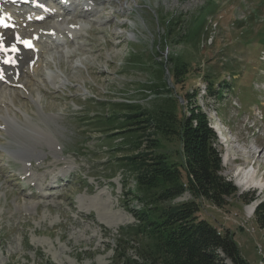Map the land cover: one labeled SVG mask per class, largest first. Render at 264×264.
<instances>
[{
  "label": "rangeland",
  "instance_id": "rangeland-1",
  "mask_svg": "<svg viewBox=\"0 0 264 264\" xmlns=\"http://www.w3.org/2000/svg\"><path fill=\"white\" fill-rule=\"evenodd\" d=\"M102 1L85 20L86 36L66 41L68 54L57 47L50 58L47 46L36 71L43 82L28 87L39 99L13 96L18 117L27 112L46 130L0 129V264H121L118 247L137 258L143 237L127 208L141 210L148 198L136 175L150 177L153 165L142 162L153 156L160 166L182 164L180 121L190 115L205 117L215 132L219 175L236 190L221 206L185 191L159 207L193 202L194 216L229 232L248 264H261L264 229L255 207L264 200V0ZM171 57L189 71L171 69ZM45 66L60 69L65 85L52 88ZM207 80L231 89L219 101L207 94ZM125 103L172 104L173 128L145 127L153 130L148 141L140 137L145 129L111 132L129 112ZM139 152L147 156L138 160ZM22 159L34 161L24 179ZM251 166L261 188L238 184Z\"/></svg>",
  "mask_w": 264,
  "mask_h": 264
},
{
  "label": "trees",
  "instance_id": "trees-1",
  "mask_svg": "<svg viewBox=\"0 0 264 264\" xmlns=\"http://www.w3.org/2000/svg\"><path fill=\"white\" fill-rule=\"evenodd\" d=\"M195 30L194 35L199 31L197 26ZM169 61L171 69L189 71L190 64L182 62L183 65L179 66L180 61L177 57H171ZM212 81L207 80V94L219 101L223 100L224 93L226 95L231 89L230 84L222 80L215 87ZM123 105L129 112L123 113L125 117L120 118L118 126L111 131L113 133L128 132L133 136L137 130L145 129L144 132H148L141 134L143 136L140 137L148 136V141L153 130L145 127L162 126L164 133L170 132L173 128L169 108L172 104L168 103L163 109L152 110L142 108L138 104ZM180 130L183 131L182 143L185 152L184 161L180 166L157 165L156 156L142 162L146 166L153 165L150 177L147 176L148 172L146 175L141 172L135 178L139 191L148 200H145L144 204L141 203V210L129 207L127 210L136 217L134 231L143 237V243L136 251L137 258L128 256L124 248L118 247L116 251L118 263L225 264L224 261L228 260L231 264H248L229 232H221L209 221L194 216L196 212L193 202H182L181 206L159 207L160 203L179 197L185 191L196 198L205 197L215 206H221L225 201L224 197L232 195L236 190L231 182L219 175L221 158L214 145L217 137L208 126L205 117L184 116L180 121ZM156 142L155 140L154 143ZM143 153L139 152L136 159L144 158L146 154ZM182 169L185 171V181L181 179ZM136 199L140 200L139 197ZM255 216L259 226L264 229V200L256 205ZM261 264H264V255Z\"/></svg>",
  "mask_w": 264,
  "mask_h": 264
},
{
  "label": "bare ground",
  "instance_id": "bare-ground-1",
  "mask_svg": "<svg viewBox=\"0 0 264 264\" xmlns=\"http://www.w3.org/2000/svg\"><path fill=\"white\" fill-rule=\"evenodd\" d=\"M89 10L95 11V9L93 7H91ZM95 13L96 12H94L92 15H90L89 12L88 13L85 12V13H82L81 15L82 16L87 15V17H89V16H95ZM68 23L69 22L66 23L64 20H62L59 17V15H55V16H53L50 19V23L48 22L45 25V27L43 28L44 30H47V31L54 30L53 35L50 36V38L52 40H49V44H54L55 42H57V44L63 46V44H64V39H62L63 38V34H64L63 31H65L69 35H73L74 34V38L77 36V33H74L73 28ZM74 27H76V25H74ZM54 48H56V46H54ZM55 53H56V50L54 49L52 52L49 53L48 56L50 58L51 57L53 58L54 55H55ZM30 56H31L30 53H24L23 54V58H22V63H24L26 61V66L23 67L22 72L25 73V74H27V76H33L34 75L35 71L39 67L38 66V63L41 60L40 59L41 58V55H39V58H38V60L36 62V68L37 69L35 68L34 70H30V68L28 67V61L30 60ZM46 59L44 60V62L42 61L43 62V65H47ZM51 61L54 62L53 59H51ZM77 61L78 60H76V62ZM42 67H40V68H42ZM45 69L46 70L45 71L43 70V71L45 73L47 71L46 79L48 80V82L51 81V87L52 88H56L59 85L60 86L65 85V83L67 82V79L65 78V76H63V73L61 72L60 69H58L57 67L55 69L54 68L52 69V68L46 67ZM37 74L39 75L38 72H37ZM39 76H40V78H37V80L36 81H33V82H35V83H38V81H39V83L40 82H43L42 81L43 79L41 78L42 76L41 75H39ZM29 78L30 77H27L26 80H22V78H20L17 81V83H22L23 84V86L25 87V90H27V91L30 92L31 99H33V101L35 102L34 99L38 100L39 99V95H36L35 96V95L32 94V91L29 90L30 86L31 87H34L35 86L34 83H31L32 79H29ZM7 91H10V92H7ZM20 91L22 92V94L25 93L24 90H16V89H14L12 87H10V88L0 87V120H2L3 123H5L7 125V127L8 126L13 127L12 125H14L17 128H20V126L23 125L22 128H28V129H30V126H32V127L37 128L36 130H38V131H45L46 129L38 126L36 122L32 123V121H30L31 120V115L28 114L27 112L24 113V112H21L19 110L22 113L23 118L18 117V115L16 114L14 108L17 107V104H16L15 100L13 99V96L14 95L16 96V94L19 93ZM7 100L10 102V104L7 102ZM2 103H4V106L3 107L1 106ZM7 103L9 105H7ZM39 107H41V105L40 106L38 105V108ZM34 115H38V114L36 112H34ZM49 117H50V115H49ZM39 122H44V121H42V119L39 118ZM16 130L17 129L14 130V134H15V131ZM15 138H16V140L17 139L19 140L20 136H18L17 134H15ZM27 145H30V144H27ZM11 153L12 152H8V154H11ZM12 154H14V153H12ZM26 161H28V159H22V162H26ZM255 171L256 170H255V167L254 166H251L248 169L242 170L241 171V174H242V177L243 178H242V180H240L238 182V184L241 185V186L251 185V186H255L256 188H261L262 187L261 181L256 178ZM254 205H255V202L252 203L251 205H249L247 207V213L248 214L253 213Z\"/></svg>",
  "mask_w": 264,
  "mask_h": 264
},
{
  "label": "snow or ice",
  "instance_id": "snow-or-ice-1",
  "mask_svg": "<svg viewBox=\"0 0 264 264\" xmlns=\"http://www.w3.org/2000/svg\"><path fill=\"white\" fill-rule=\"evenodd\" d=\"M7 18H8V19H11L10 16L7 17ZM0 26H3V27H9V25H8L7 23H5L3 17H0ZM17 39H19V37H17ZM0 41H2V37H0ZM20 42L26 44V45L29 46V47H31V44H30V42H28V41H23V40H22V41H20ZM0 50H2V51H4V52H8V51H16L17 49L15 48V45H13L11 49L5 48V47L3 46V44H2V42H0ZM4 62H5V63H15V61L12 60L11 58L6 59ZM0 79H3V75H2V73H0Z\"/></svg>",
  "mask_w": 264,
  "mask_h": 264
}]
</instances>
